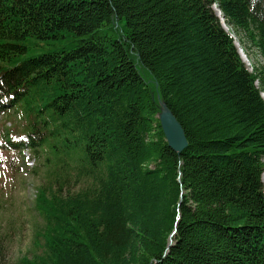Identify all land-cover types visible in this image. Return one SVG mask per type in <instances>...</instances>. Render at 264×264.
I'll use <instances>...</instances> for the list:
<instances>
[{
    "label": "trees",
    "instance_id": "1",
    "mask_svg": "<svg viewBox=\"0 0 264 264\" xmlns=\"http://www.w3.org/2000/svg\"><path fill=\"white\" fill-rule=\"evenodd\" d=\"M213 6L264 61V0H0V152L48 175L23 264H264V62Z\"/></svg>",
    "mask_w": 264,
    "mask_h": 264
},
{
    "label": "rangeland",
    "instance_id": "2",
    "mask_svg": "<svg viewBox=\"0 0 264 264\" xmlns=\"http://www.w3.org/2000/svg\"><path fill=\"white\" fill-rule=\"evenodd\" d=\"M227 28L230 30L229 27ZM232 36L236 45H239L237 48H242L238 35L232 32ZM72 40V36H67L48 42L31 41L28 56L33 57L43 52L61 51L63 48L69 49L73 46ZM242 51L246 57L241 56L250 71L253 70L255 63L264 62L255 49H250V54H247L248 52L244 47ZM257 85L259 86V82ZM3 122H5V118L1 123ZM8 123L11 124L10 121H7V125ZM23 136L20 138L21 140ZM10 154L6 151L0 152V248L3 250L1 260L3 264H23L22 260L25 257L32 258L42 252L40 245L35 243L36 231L43 225V220L38 215L35 206V192L39 184L44 181L48 182V175L45 168L37 173L33 172V169H29L25 164L23 157L22 159L20 156L14 157L13 162H10ZM30 155L36 161L33 151H30ZM15 158L18 159L17 162ZM28 160L31 161V158ZM262 177L264 178V175Z\"/></svg>",
    "mask_w": 264,
    "mask_h": 264
},
{
    "label": "water",
    "instance_id": "3",
    "mask_svg": "<svg viewBox=\"0 0 264 264\" xmlns=\"http://www.w3.org/2000/svg\"><path fill=\"white\" fill-rule=\"evenodd\" d=\"M217 15L219 16L218 13ZM225 24L224 22L222 23L224 28L227 25ZM158 118L169 146L179 154L183 152V150L188 146V139L186 137L185 130L166 102L161 99Z\"/></svg>",
    "mask_w": 264,
    "mask_h": 264
},
{
    "label": "bare ground",
    "instance_id": "4",
    "mask_svg": "<svg viewBox=\"0 0 264 264\" xmlns=\"http://www.w3.org/2000/svg\"><path fill=\"white\" fill-rule=\"evenodd\" d=\"M213 8H214V10H215V13H216V15H217V13L219 14V18H220V20H221V23H223L224 22V19H223V16H222V14H221V12L219 11V9L216 7V6H213ZM224 24H225V22H224ZM223 26V25H222ZM228 26H226L224 29L225 30H227V31H229V29L227 28ZM238 45V44H237ZM236 45V46H237ZM239 46V45H238ZM237 46V47H238ZM238 50H239V53H240V55H243L244 57H246V55H245V53L242 51V48L241 47H239L238 48ZM241 50V51H240ZM242 57V56H241ZM242 59H244V58H242ZM247 59V58H246ZM159 119V118H158ZM160 121V120H159ZM8 124H10V123H8ZM22 137V136H21ZM20 137V138H21ZM20 141L22 142V147H21V151H22V155H23V158H24V162H25V164L29 167V168H32V167H34L35 166V158H32L31 157V155H30V151H31V147L29 146V142H30V136L29 135H24L23 136V138H22V140L20 139ZM167 141V140H166ZM168 143V142H167ZM169 145V144H168ZM23 149V150H22ZM29 150V151H28ZM185 150V149H184ZM28 151V152H27ZM182 153V152H181ZM180 153V154H181ZM179 154V153H178ZM28 158H31V161H29L28 160ZM264 175V174H263ZM263 177H262V181H263Z\"/></svg>",
    "mask_w": 264,
    "mask_h": 264
}]
</instances>
